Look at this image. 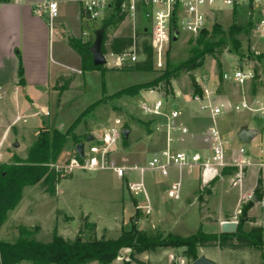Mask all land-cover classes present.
Wrapping results in <instances>:
<instances>
[{
	"label": "rangeland",
	"instance_id": "obj_1",
	"mask_svg": "<svg viewBox=\"0 0 264 264\" xmlns=\"http://www.w3.org/2000/svg\"><path fill=\"white\" fill-rule=\"evenodd\" d=\"M140 18L138 21L140 26L148 24V20L144 16ZM102 23V20L88 19L84 21L83 30L91 33L85 36L93 35L91 37L95 40L94 31L100 28ZM210 23V28L217 23L228 31L233 23L247 27L250 19H248L246 9L236 13H232L230 9H227L215 15V19L211 20ZM135 27L129 21H124L118 29L109 32V38L117 35H133ZM55 34L57 33L55 32ZM255 36L251 30L250 33L244 31L239 35L242 39V51L245 52V56L251 55L253 46H256V48L259 46L258 39L256 40ZM146 38H149L148 34L142 36L141 40L143 41ZM252 38L254 39L252 40ZM195 41L196 36L180 29L179 39L175 41L172 39L169 44L165 57V67L162 70L155 68L151 72L130 70L119 72L118 67L109 64L105 66V70H101L102 72L91 71L85 74L87 87L83 91L73 89L61 99V107L65 105V110L60 117L64 127L69 126L67 124L72 123L75 118L79 117L89 105L97 103L89 113L82 116L74 131L80 142L86 143L87 158L100 155L98 147L101 144L100 139L103 131L115 124H118L122 130L129 128L130 135L128 138H125L123 134L121 135L120 139L113 145L114 150L108 155L110 160L114 158L116 163L121 166H134L145 164L152 158L154 152L161 148L165 142L166 136L164 131H159L157 128L152 133L148 132L152 115L144 112L142 105L153 103L162 98L160 90H153L152 92L142 90L137 95L125 94L120 98H112L111 96L129 86L145 83L158 77L163 73L167 64L173 67L183 63L192 55L191 49L196 44ZM231 48L232 44L229 40V45L224 48L222 53L217 55L222 63L223 71H230L238 67L240 56ZM217 56L206 55L202 66L181 70L178 76L172 80V87L175 90L174 96L177 93L182 95L191 94L194 90V83H197L203 89L207 87L219 89L220 94L235 101L237 98V85L227 83L226 87L223 86L224 83L219 76ZM142 58L143 55L140 54L139 59ZM8 69H10L9 64ZM80 79L84 81V76H81ZM78 85L81 84L78 83ZM20 95L21 100H25L23 92ZM14 96L13 89H10L8 95L5 96L9 100V105L6 103L5 110L8 118L11 119L16 116L17 109L24 115L17 125L22 129L19 136L13 132L15 128L13 126L17 124L15 120L6 123L0 121V131H2L0 133V152L3 154L0 165L13 163L14 156L26 158L30 144L37 136V122L52 120L54 117V113L47 116V111L43 114L45 116L34 117L32 115L33 110L29 106L20 108V101L16 102ZM192 96L198 100L194 95V91ZM74 97L76 99L71 103L70 100ZM44 99L40 101L41 105L45 103L48 107H51L50 111L53 112L54 107L57 108L53 104V99H51V103ZM168 109L169 105L166 106V110ZM48 113L50 112L48 111ZM217 121L229 140L231 152L240 146H244L248 152L250 149L258 151L260 147H264V120L262 118L246 111H240L222 115ZM187 124L190 125V122L187 121ZM207 124L209 123L206 120L194 119V132L200 133L205 130ZM244 125L258 128L256 141L245 143L237 139L236 134ZM203 127L205 129H202ZM46 128L51 127L47 126ZM9 130L11 132H8ZM90 134L95 136L92 141L87 140ZM1 140H3L2 144ZM16 142L19 143L18 147L14 146ZM192 142V140L187 142L186 147L199 144L200 140ZM76 145L75 139L70 135L68 145L56 164L68 165L72 162V159H79L75 151ZM254 159L257 161L263 160L264 154L255 155ZM234 171H232V174H222L213 184L206 187H203L198 180L197 169H194L191 173L183 171L182 199L173 201L168 198L171 202L169 205L164 203L160 196L166 195L168 197L167 183L172 184L178 179L175 169L172 170L168 178H163L158 174L155 175L154 172L150 171L142 175L141 172L135 170L127 171L126 176L119 178L111 169H76L71 173L67 168H60L58 171L60 174L71 173V175L60 180L56 194L46 192V188L41 184L25 188L24 196L19 205L9 213L6 223L0 228V240H16L21 226L35 229L37 231L36 238L44 242L52 241L56 233L65 239H75L79 235L86 217L90 221L96 222L95 234L98 237H100V233L104 232L109 238H117L123 229H130L138 222L141 224L140 229L145 231L151 238L167 237L170 234L189 236L199 231L207 234H221L222 223L231 221L234 217L245 231H250L252 227L259 225L264 228V211L262 212V208L254 203L244 214L243 206L245 203L241 202L245 193L256 186L258 176L260 173L262 174V171H259L255 166L249 167L244 172L243 183L239 185L233 184L236 174ZM143 177L147 189L146 193L142 188L133 190L129 187L128 182L138 183L143 180ZM116 196L122 197V199L118 202L113 201ZM184 196L187 197V200L180 204L179 202L183 200ZM150 203L153 207L152 212L154 208L162 211V213L161 211L160 213L155 211V213L158 212L159 217H152L154 213L146 212L145 204ZM59 210L60 212H58ZM124 219L125 224H123ZM181 222H183L182 229H179L176 226ZM189 223L191 224L189 225ZM174 249L178 255L186 258L185 264H192V260L186 257V248L178 247ZM198 254L199 256L206 255L217 264H264V243L260 247L225 248L218 242H213L211 246L199 247ZM148 257L152 264H165L167 259V255L163 252H157ZM22 264L30 263L25 261ZM113 264L118 263L114 261Z\"/></svg>",
	"mask_w": 264,
	"mask_h": 264
},
{
	"label": "built area",
	"instance_id": "obj_2",
	"mask_svg": "<svg viewBox=\"0 0 264 264\" xmlns=\"http://www.w3.org/2000/svg\"><path fill=\"white\" fill-rule=\"evenodd\" d=\"M21 1V0H17ZM62 0H41L33 5L34 12L39 15L48 14L51 26L59 17ZM81 6L84 16L89 20H102L113 16L124 17V21H129L138 29L149 33V40L152 47L154 67L162 70L165 67V57L172 41L174 29L185 30L193 36H198L203 30L209 28L211 20L215 15L230 9L236 13L246 9L248 19L252 24L251 31L256 35L259 46L252 47V53L245 56L238 62V67L230 71H223V86L227 83L237 85V98L235 101L219 93V89L207 87L203 89L202 95H196L200 103V112L205 113L210 122L206 129L200 133L192 132L190 128L181 120L183 111L178 107H171L166 110V96L153 103H144L142 109L151 114L153 118H158L157 129L164 131L167 137L165 147L154 152L152 158L145 164L134 166H121L114 158L109 159V153L114 150L113 145L120 139L123 130L118 124L103 131L101 144L98 147L100 155L87 158L85 147L84 159H72L68 165L52 164L58 171L60 168H67L69 172L76 169H112L119 177L126 176L127 171L135 170L145 175L147 171L154 172L163 178L170 177L172 170H176L178 179L172 184L169 183L168 198L173 201L182 199L183 171L191 173L197 169L199 179L203 187L214 183L218 177L225 173V169L230 168L236 173L233 179L234 185L243 183L244 172L249 167L255 166L260 173L256 186L245 193L242 201L247 203L257 198L256 203L260 204L264 211V159L257 161L254 156L264 154V147L258 151L250 149L249 152L244 146L237 147L231 152L229 140L217 123L218 118L231 112L246 111L264 120V0H68ZM144 16L148 24L140 26L138 21ZM123 21V22H124ZM84 36L88 32L82 33ZM254 38H252L253 40ZM142 50L141 41L122 53H105L107 64L122 68L132 65L139 60ZM47 114H49L47 112ZM21 116L18 114L15 121ZM122 125V124H120ZM264 128V127H263ZM179 133V135H176ZM7 134V132H6ZM5 134V135H6ZM191 139L187 140L186 136ZM237 139H239L236 134ZM197 142L201 140L204 144L196 148L195 145L187 146L189 141ZM3 140H1L2 144ZM191 143V144H192ZM190 144V145H191ZM182 145V146H178ZM1 149V145H0ZM3 154L0 152V162ZM230 172L231 174L233 172ZM229 174V173H228ZM133 190L142 188L147 191L144 177L141 182H128ZM261 186V195H256ZM149 200V199H148ZM147 213H152V204H145ZM236 221V218H232ZM173 264H185L186 258L178 255L177 252L172 257Z\"/></svg>",
	"mask_w": 264,
	"mask_h": 264
},
{
	"label": "trees",
	"instance_id": "obj_3",
	"mask_svg": "<svg viewBox=\"0 0 264 264\" xmlns=\"http://www.w3.org/2000/svg\"><path fill=\"white\" fill-rule=\"evenodd\" d=\"M123 21L124 17L122 15L113 16L103 21L100 26V28H105L103 51L105 53H122L132 47L135 41L137 43L141 41L142 50L139 52L143 55V58L132 65L119 69L139 72L153 71L155 67L150 40L149 38L141 40L142 36L148 34L149 37L150 35L143 31V28L138 29L133 35H117L109 38V32L118 29ZM251 28V23L247 27L233 23L226 31L216 23L212 28L209 27L196 36V44L191 49L192 55L186 61L173 67L167 64L163 73L158 77L145 83L129 86L111 97L120 98L125 94L134 96L142 90H162L166 98L173 97L175 95V90L172 87L173 78L177 77L179 72L185 68L202 66L206 55L217 56L218 53H222L224 48L229 45V40L232 44L231 49L238 53L240 59H243L245 52L242 51V39L239 35L244 31L250 33ZM93 42V37H73L69 39L71 47L81 55L85 70L100 69L103 71L106 65L95 66L93 64L91 52ZM18 55L20 59L19 81L24 84V66L19 52ZM216 58L219 66V76L223 81L222 63L218 56ZM72 81L73 76H61L55 88L62 92L69 88ZM224 90L226 91V89ZM202 94L203 88L194 83V95ZM96 104L89 105L66 131H61L58 128H42L39 136L30 146L26 158L14 156L13 163L0 165V228L6 223L9 213L19 205L26 187L41 184L46 188V192L56 194L60 180L71 175L72 172L60 174L52 164L58 161L65 150L70 135L77 144L80 142V139L75 135V128L79 125L82 116L89 113ZM153 121L158 122V118H153ZM148 129L150 131V125ZM224 171L230 173L231 169L227 168ZM259 187L256 192L258 197L261 195L262 190L260 184ZM253 204V200L245 203L243 206L244 214ZM96 228L97 224L86 217L83 227L75 239H65L56 233L52 241L44 242L36 238L37 231L35 229L21 226L16 240H0V264H22L25 261L30 264H111L124 249L132 250L131 260L143 263L138 255L146 251H155L160 247H184L186 248V257L194 261L199 257V247L211 246L213 242H218L225 248L260 247L264 243V228L262 226H255L250 231H245L240 223L236 232L232 233L207 234L199 231L189 236L170 234L167 237L159 238H151L136 225H133L130 230H123L121 235L115 239L109 238L105 234L98 237L95 234ZM126 264H130V262L127 261Z\"/></svg>",
	"mask_w": 264,
	"mask_h": 264
},
{
	"label": "crops",
	"instance_id": "obj_4",
	"mask_svg": "<svg viewBox=\"0 0 264 264\" xmlns=\"http://www.w3.org/2000/svg\"><path fill=\"white\" fill-rule=\"evenodd\" d=\"M38 1L41 0H0V121L1 123L12 122L19 114L21 118L18 121H15L17 124L16 126H13L15 127L13 132L17 133V135L21 133L22 127L17 125L18 122L22 120L24 115L17 109L16 116L12 117L11 119L8 118L7 111L5 110L6 103H8L9 101L5 96L8 95L10 89H13L15 95L14 99L16 100V102L20 101V108H26L27 106H29L33 110L32 115L34 117H40L41 115L45 114L46 111L50 112L49 114H47V116H51L54 113V117L52 120H40L39 122H37V136L34 138V140L39 136L40 130L44 127L46 128L47 126L51 128H58L61 131H66L77 118H75L72 123L67 124L69 126L64 127V124L60 121V117L65 110V105L61 107V99L73 89H81L83 91L84 88L87 87V82L85 80L86 73H89L91 71L102 72L99 69L85 70L83 68L81 55L76 50H74L69 43V39L73 37L86 38V36L82 34L83 32H85L83 30V22L88 19L84 16L81 6L68 0H62L60 15L55 20V26H51L48 14L39 15L34 12L33 5ZM53 26L54 28L52 29ZM55 32L57 34H55ZM88 34L91 33L89 32ZM91 36L93 35H89L87 38H91ZM18 52L20 53V58L24 66V84L20 83L19 81L18 71L20 59ZM8 64L10 65V69H8ZM119 72H121V70ZM61 76H73V81L71 82L69 88L62 92L55 88V85L59 77ZM81 76H84V81L80 79ZM105 77L108 78L107 76ZM78 83L81 85H78ZM149 91L152 92L153 90ZM193 91L191 92V94L182 95L181 93H177L176 96L166 98L167 105H169V109L167 111H170L172 106L180 108L183 111L181 120L190 128L192 132H194V119L196 120V118H199L200 120H206L208 123L210 122V118L205 113L200 112V103L197 102L199 100H196L192 96ZM22 92L25 100H21L20 94ZM159 92L162 96H164V92L162 90H160ZM43 99L45 101H49V103H51V99H53V104L57 108L54 107V111L51 112V107H48L45 103L41 105L40 101ZM75 99L76 97L70 100L71 103ZM38 108L41 110H39ZM151 121L150 131H148L150 133L154 132L153 130L157 128L158 125L157 121H153V117L151 118ZM187 121L190 122V125L187 124ZM204 127L202 129H205L207 126L205 128ZM1 132L2 131H0V133ZM8 132H11V130H9ZM176 135H179V133H176ZM256 137L252 141H256ZM186 138L187 140L191 139L189 135L186 136ZM32 143L30 144V146L32 145ZM166 144L167 137L161 148L165 147ZM202 145L204 144L200 140V143L196 144L195 147L198 148ZM198 180L200 181L199 174ZM167 187H169V183H167ZM160 198L164 203L169 205L171 204L166 195L160 196ZM121 199L122 197L120 198L116 196L113 201L118 202ZM186 200L187 197L184 196L183 200L179 203L183 204L184 202H186ZM254 203H256V201H254ZM258 206L260 205L258 204ZM260 208L262 207L260 206ZM155 211H158L160 213L161 210L159 211L154 208V211L152 212V214H154L152 217H157L159 215L158 212L155 213ZM123 221V224H125V219ZM182 224L183 222L179 223L176 227L182 229ZM190 224L191 223H189V225ZM136 226L139 229L141 228V224L139 222L136 224ZM121 233L119 234V236L121 235ZM104 234L106 235V233L104 232L100 233V236ZM131 251V249H124L120 253V256H118V258L114 261L118 264H126L127 261L130 262V264H152L148 256L157 252H163L165 255H167L165 264H173L172 257L174 252L176 253V250L172 247H160L155 251H146L138 255V258L143 261V263H138L131 260ZM113 262L111 264H113Z\"/></svg>",
	"mask_w": 264,
	"mask_h": 264
},
{
	"label": "water",
	"instance_id": "obj_5",
	"mask_svg": "<svg viewBox=\"0 0 264 264\" xmlns=\"http://www.w3.org/2000/svg\"><path fill=\"white\" fill-rule=\"evenodd\" d=\"M104 34H105V28L101 27L94 31L95 40L91 46V52L93 57V64L95 66H101L107 64V58L105 55V52L103 51V44H104ZM172 39L178 40L179 39V31L177 29H174ZM259 130L253 127H248L247 125L242 126L238 132L237 135L239 139L245 143H250L257 135ZM123 135L125 138H128L130 135V129L125 128L123 129ZM95 139V136L90 134L87 137L88 141H92ZM15 147L19 146V143H14ZM85 142H79L76 147L75 151L80 159L85 158ZM257 198L254 197L253 201H256ZM238 227L237 221H224L221 225V231L223 233H232L236 232ZM192 264H217L214 260L207 257L206 255L199 256L196 260L192 261Z\"/></svg>",
	"mask_w": 264,
	"mask_h": 264
}]
</instances>
